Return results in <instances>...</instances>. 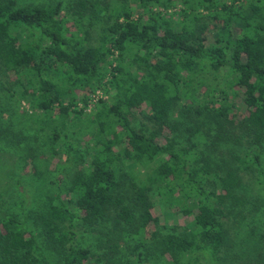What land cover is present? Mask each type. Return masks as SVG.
Instances as JSON below:
<instances>
[{
    "label": "trees",
    "instance_id": "trees-1",
    "mask_svg": "<svg viewBox=\"0 0 264 264\" xmlns=\"http://www.w3.org/2000/svg\"><path fill=\"white\" fill-rule=\"evenodd\" d=\"M0 65L27 78L20 98L50 129L15 180L18 211L0 217V264L229 258L244 174L264 189V0H0ZM234 135L246 147L225 143ZM26 185L39 205L26 207ZM157 201L191 221H161Z\"/></svg>",
    "mask_w": 264,
    "mask_h": 264
},
{
    "label": "rangeland",
    "instance_id": "rangeland-1",
    "mask_svg": "<svg viewBox=\"0 0 264 264\" xmlns=\"http://www.w3.org/2000/svg\"><path fill=\"white\" fill-rule=\"evenodd\" d=\"M57 1L59 0H18L19 3L45 5L54 4ZM61 1L66 3L69 0ZM179 7L176 6V9ZM98 28V26H95L92 30L93 39L96 38ZM204 35L206 37L204 42L209 44L212 38L207 32ZM25 89H27L26 93L32 92V89L28 86L27 78L20 76L19 73H15L13 70L3 72L0 65V217L4 213L10 214V211H18L15 204L17 200L16 190L13 188L15 180L20 176L18 179L23 182V177L33 173L32 161L29 159V155L34 156V154H37L39 156L43 147V141L36 140L35 137L45 139L43 134L50 131L46 126L42 127L39 122L42 121L40 117L43 111L32 108L29 101L20 98L23 96ZM100 95L105 99L109 98L108 94L106 96ZM96 103V100L90 101L85 108L86 112H93ZM81 105L82 103H79L78 107H81ZM234 105L236 107L232 109V115L240 118L245 112V106L240 97L235 98ZM145 110L148 111L147 108L144 109V112ZM143 118V114H136L132 117V122L135 126L137 125V128H152V125L142 124ZM57 124L58 122H55L52 126ZM232 139H236V136H230L229 141L225 142L229 147L232 146L236 149L246 147L247 138L241 139L239 137L237 139L239 142ZM261 155L264 160V143ZM56 161L55 158L50 167H53ZM23 165H25L24 168H17V166ZM26 187L28 197L30 193L33 195L29 191V187L27 185ZM236 192L241 200H245V203L233 204L232 214L227 218L226 226L231 232L230 238L233 242V248L229 258L224 259L221 264H264V243L257 238L259 232H264V189L254 185L252 174L246 173ZM35 193L39 196L37 189H35ZM39 203L40 200L29 197L26 207L32 208L34 205H39ZM178 210L177 206L168 209L165 202L157 201L152 212L161 221L167 220L169 224L179 227L187 225L191 221V216L184 215ZM167 211L171 213L170 216L165 215ZM245 223L248 225L245 226ZM92 235L83 238L84 243L96 246L99 243L98 234L92 233Z\"/></svg>",
    "mask_w": 264,
    "mask_h": 264
},
{
    "label": "built area",
    "instance_id": "built-area-1",
    "mask_svg": "<svg viewBox=\"0 0 264 264\" xmlns=\"http://www.w3.org/2000/svg\"><path fill=\"white\" fill-rule=\"evenodd\" d=\"M98 94H101L99 91L97 92ZM95 101V100H97V97H95V98H93L91 101Z\"/></svg>",
    "mask_w": 264,
    "mask_h": 264
}]
</instances>
